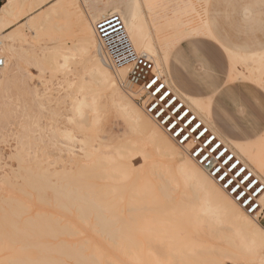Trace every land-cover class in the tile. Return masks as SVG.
Wrapping results in <instances>:
<instances>
[{
  "label": "bare ground",
  "instance_id": "1",
  "mask_svg": "<svg viewBox=\"0 0 264 264\" xmlns=\"http://www.w3.org/2000/svg\"><path fill=\"white\" fill-rule=\"evenodd\" d=\"M47 1L5 0L0 5V55L4 59L0 91L16 75L12 61L23 55L33 60L34 68L43 66L52 74L66 77L74 69V79L66 78L59 86L71 90L65 93L70 127H56L55 134L79 145L78 154L69 153L76 172L71 168L50 171L49 164L44 165L40 158L21 157L23 143L13 150L16 168L11 169V176L0 180V251L3 248L11 253L0 264H235L240 255L264 253V229L257 214L245 213L188 157L185 148L173 147L144 115L145 111L161 124L146 108L152 97L140 100L142 91L130 85L128 72L121 74L131 66L117 67L110 62L91 23L94 18L82 0H51L45 5ZM206 3L131 0L124 16L120 7L110 8L108 3L97 9L95 19L117 15L134 50L155 68L160 41L169 32L196 33ZM25 28L30 31V39L23 32ZM43 33H51L52 48L31 52L17 48L16 43L39 44L47 36ZM75 56L81 58L76 65ZM254 64L263 66V70L264 54ZM165 70L166 65L161 79L170 86ZM10 72L11 77H6ZM139 92L137 106L133 96ZM32 95L36 99L34 92ZM47 97L49 103L50 95ZM181 106L186 112L198 114L195 105L190 108L181 102L178 108ZM108 107L130 126V133L111 146L94 147L101 112ZM81 131L86 132L78 140L74 134ZM231 144L235 147L230 152L239 161H253L264 176V139ZM159 157L162 162L156 160ZM138 158L141 164L135 166ZM58 175L70 180L54 182L52 178ZM130 176L134 179L124 214L118 205L127 187L118 183ZM88 178L108 181V185L90 183ZM48 191L53 196L51 212L45 210ZM34 208L37 210L32 213ZM29 248L36 249V254L29 253Z\"/></svg>",
  "mask_w": 264,
  "mask_h": 264
},
{
  "label": "rangeland",
  "instance_id": "2",
  "mask_svg": "<svg viewBox=\"0 0 264 264\" xmlns=\"http://www.w3.org/2000/svg\"><path fill=\"white\" fill-rule=\"evenodd\" d=\"M49 1L51 0H48L45 5H47ZM130 1L131 0H82V3L84 4V6H91L86 7V10L89 11V13L91 12V15L95 19L97 16V9H100L102 4L108 3H118L124 16L125 9L129 5ZM1 4L2 3H0V5ZM44 9L45 8L43 7L41 11H43ZM245 12L247 13V16L245 15ZM37 14L38 12L34 15ZM208 17L209 19H211V25L213 24L212 26L214 28V36L221 40L223 43L229 41L230 43L238 44L240 46L252 45V47L258 49V43H261L264 40V0H222L217 7H211L209 9ZM23 32L24 34H26L27 38L30 39V31L25 28ZM43 35H47L48 37L43 36L41 39L42 42H40L39 44L30 41V43H26L24 45L16 43V46L18 49L24 48L28 52H31L32 50L38 51L40 47L47 49L52 48L54 42L51 33H43ZM180 44H182L186 48H198L206 63L209 64V66L212 67V69L215 71L216 76H220L227 69V58L223 54L222 49L215 43L214 40L192 37L188 40L180 42ZM33 46H35L36 48L34 49ZM80 59L81 58L78 56H75L73 58L75 65L79 62ZM154 59L156 60L155 57ZM32 63H34L33 60L30 59L27 55H23L22 58L19 59H14L12 61V65L14 66L15 71L17 69L16 72L14 71V74L16 73V75L13 74L15 76L14 79L11 80L12 82L9 81V83L6 85L7 87L5 86L7 89L4 87V89H6V92L3 93L4 95L1 94L4 89L1 90L2 92L0 91V180L5 175H10L11 169L16 168V162L15 160H13L12 155L13 150L19 149L21 143H23V145L25 144L23 151H20L21 157L27 160H32L34 157L40 158L43 161L44 165L49 164L50 171H53V169L61 171L64 168H71L73 173L76 172V163L71 161L69 153L78 154L79 145L77 143L70 144L64 139L58 137L57 134H55L57 128L63 129L70 127V124L66 122V118L69 117L70 112L67 99L65 98V93H69L71 92V90H67L65 87L61 88L59 86H63L64 80L66 78L71 79L73 77L74 69L73 71L70 70L71 72H68L69 75H66L65 77V75L61 73L52 74L47 68H44L43 66L42 67L44 69L41 66L37 67V65L34 64L36 66V68H34ZM39 67L41 68L38 69ZM169 71L171 73V79L173 80V83H175V86L176 84L177 86H180V84L183 83L181 74H186V70L184 69L183 65L173 62L172 66L169 67ZM5 76L11 77V72L9 74H6ZM72 79H74V77ZM75 79H77V76H75ZM259 85L260 84L249 79L248 83H241L236 86H239L242 89V93H240V99L243 101V108L247 107L248 105H252L257 109L259 108L262 99H264V96H262V89L259 87ZM166 86L168 90H171L169 89L168 85ZM128 87L132 89L133 92H138L134 90L130 85ZM198 90L204 91V89H188L186 92L191 93ZM29 91L31 92V95L32 92L37 95L36 99H33V95L29 96ZM47 95H50L49 103L46 99L48 98ZM140 96V92L136 94V96H133L135 103ZM173 97L175 98V100H173V103L175 101H178L177 103H175L177 107L181 102L184 103L185 106L189 105L184 100L180 99L179 94H174ZM38 102H41L42 105L39 106ZM184 109L185 108L183 107V110ZM143 113L151 121V123L154 124V126H156L167 137L173 147L179 150H184L185 148L184 151H186L187 155L189 152H193V149L197 148V146L200 145V141L204 139L203 137H201L200 140L194 141L192 138L193 135H198L200 132H203L205 128H207L205 137H216V140L219 143H222L221 139L210 129V127H208V123H202L198 114L193 115L191 112L188 116L189 120H193L192 118L194 117V124L192 125V127H195L196 124H201V127L197 130V132L195 134H192L187 123L173 124L174 120L169 113H167V115L171 116L172 119L170 118L165 123L162 122L163 118H159L161 124L155 123L148 116V114L145 113V111ZM219 114L220 116H225V113L220 106H218V110L213 113V118L211 120V122L213 121L214 124L213 128L216 131V123L214 121ZM236 115L238 116V114ZM256 123H258V121H256ZM173 125H176L175 131L173 130ZM233 125L236 126V122L233 123ZM99 130L100 131L97 133V137L93 142L94 147H97L98 144L111 146L114 142L119 141V139L121 140L124 136H127L128 133H130V126H128V124L121 118V116L116 112L115 109L108 107L101 112V124ZM182 131L183 133L178 136L177 133H181ZM85 132L86 131L75 132L74 135L78 140H81ZM184 133H188L187 136L189 137V140L187 142H184V139L181 140V137L182 135H184ZM39 140H41V142ZM222 144L229 151L233 150L235 147L231 143ZM104 151L108 152L110 150L106 149ZM190 159L200 169L207 172V174L213 180H215V182L219 186L221 185L214 175H210V173L204 169V166H202L200 162H197L194 155H192ZM156 160L161 162L163 161V159L160 157ZM240 162L245 167H247L250 172L256 177L258 176L259 178H261L263 176L257 169V166L253 161H247L244 159ZM138 163L141 164L140 158L134 161V165L138 166ZM133 179L134 176H130L127 181L118 183V185H125L127 187L125 190L123 201H121L118 205V210L120 209V211H122L124 214H127L126 205L127 200L129 199L130 186L133 182ZM52 180L54 182L58 180V182H65L66 180L70 179H65L64 177H61V175H58L53 177ZM87 181L90 183H95L99 186L106 184L108 185V181L103 182L89 178L87 179ZM225 193L229 197H233L229 192ZM46 195L49 199V202L48 208H46L45 210L47 212H51V210L54 209V205L52 203L53 196L51 195L50 191H48ZM261 195L264 194H260V196ZM235 203L245 213H248L239 205V203ZM36 210L37 208H34L32 210V213L36 212ZM256 214L257 220L259 222L258 213ZM89 222H92V220H89ZM259 225L261 226L260 222ZM88 234L89 236L92 235L90 232H88ZM46 241L50 243L57 242L53 241V239H46ZM28 251L33 255L37 252L34 248H29ZM9 253H11L10 250L2 248V250L0 251V261L8 256ZM242 256L243 255H240V258H238L239 260L235 261V264H264V253L261 251L252 255ZM241 257L243 259H241Z\"/></svg>",
  "mask_w": 264,
  "mask_h": 264
},
{
  "label": "snow or ice",
  "instance_id": "3",
  "mask_svg": "<svg viewBox=\"0 0 264 264\" xmlns=\"http://www.w3.org/2000/svg\"><path fill=\"white\" fill-rule=\"evenodd\" d=\"M4 0H0V3H3ZM118 3H110L108 7L115 8L119 7ZM7 7V5H6ZM86 7H91L87 5ZM101 20L107 21V17L101 16L98 19H94L91 23L95 24L99 31L104 32L105 38L107 37V32L103 28ZM207 34L209 38L213 39L215 43L224 50V52L229 57V67L222 73L220 76H216L211 68L206 63L204 57L201 55L200 50L195 47H184L179 42H174L167 45H162L160 49L156 51V67L153 68L154 75L149 76L144 87L148 89V94H156V102L153 103L152 107H157L159 105L158 113L164 111L168 105L171 107L167 108L169 114L172 115V118L176 120L179 124L187 123L188 127L191 130L192 134H195L197 130L201 127V124H196L195 127H192L194 120H189V112H185L183 107H177L173 103V95L179 94L180 99L184 100L189 104L191 108L192 105H195V110L202 123H210L211 120L205 121V117L211 118L213 113L218 110V106L222 107L221 97L230 90L236 88L238 84L248 83L247 77H233V71L239 70L238 60L241 59L238 52L234 49H230L224 45V43L216 38L211 32L208 33H193V35ZM194 43V42H193ZM173 62L183 65L186 70V74L182 73L183 83L180 84V87L175 89V92L171 90H165L163 83H160L162 77V70L165 65L169 67L172 66ZM131 69H122L121 74L129 72ZM259 87L262 89V96H264V81H261ZM171 89V85L169 86ZM188 89H206V91H195L189 93V95L194 96L190 102L187 97L183 95V91ZM154 90V93H153ZM244 117L246 119L258 121L260 127L264 129V99H262L259 108L252 105H248L245 108L241 109ZM171 123V122H170ZM176 125H173V130L175 131ZM205 128L204 132H200L199 136L193 135V140H200L201 137L204 139L200 141V147L193 149V152H189V158L192 157L193 153L197 156V162H199V157L204 155V152H210L211 155L217 159V161L223 162V168L217 167L216 174L219 175L221 181H226L220 185V188L227 192L229 186H231V192L235 195L232 197V200L237 203H244L249 205V209L252 211H259L260 214L264 215V195L260 196L259 202L254 201V197L258 194H264V176L260 178L259 181L251 179V172L246 173L244 167H239V159L235 163H232L233 156H227V149L221 152V144L216 143V137L211 139L205 137ZM247 129L243 125L236 122V126L233 128H225L221 133L222 143H230L227 137L238 138L245 134ZM182 133H177L181 135ZM184 142L189 140L188 136H184ZM264 139V137H262ZM191 147V146H190ZM217 153L219 154L217 156ZM204 159H208L207 156ZM222 172V174H220ZM211 175V173H210ZM215 179V177H214ZM258 185V186H256ZM256 186V187H254ZM242 198V199H241ZM252 201V203H250ZM247 212L248 209H245Z\"/></svg>",
  "mask_w": 264,
  "mask_h": 264
},
{
  "label": "crops",
  "instance_id": "4",
  "mask_svg": "<svg viewBox=\"0 0 264 264\" xmlns=\"http://www.w3.org/2000/svg\"><path fill=\"white\" fill-rule=\"evenodd\" d=\"M222 0H207V3L201 12L200 16L202 18V21L196 23V28L197 32L199 33H208L211 32L212 35H214V28L213 24L211 25V19L208 17V11L211 7H217ZM5 2V0H4ZM247 10V9H246ZM245 10V11H246ZM245 15L247 16V13L245 12ZM204 38L208 40H213L209 38V35L207 34H201V35H193L191 33H181V32H169L167 36H165L161 41H160V48L162 45H167L171 44L174 42H182L184 40H188L190 38ZM224 45L230 49H234L238 52L239 56L241 57L240 60L237 61L239 64V70H234L233 71V77H241V76H246L247 80H252L253 82H256L258 84L261 83V81H264V69L262 70L263 66L258 67L256 64H254L255 61H257V58L264 54V40L261 43H258V49L252 47V45H243L240 46L238 44L230 43L227 41L224 43ZM222 49V48H221ZM223 54L227 58V66L229 67V57L228 55L224 52L222 49ZM246 61V62H245ZM209 66V64H208ZM210 67V66H209ZM227 67V68H228ZM212 72L216 75L215 71L210 67ZM260 69L261 75H258L257 70ZM166 78L171 85V87L174 89L180 87L179 85L175 86V83H173V80L171 79V73L169 71V66L166 65V70H165ZM183 91V89H182ZM206 91V89H204ZM240 93H242V89L238 86L233 90H230L229 92H226L222 97V110L225 113V116H220L217 115L215 118V123H216V130H214V124L213 121L210 122V127L212 130L221 138V133L224 131L225 128H233L235 127L233 123L239 121L241 125L244 126V128L247 129V132L243 134L242 136L238 138H232V137H227V139L230 141V143H237V144H250L252 142L257 141L258 139L262 138L264 136V129H262L259 125V123H256L254 120L246 119L243 115L242 112H240L243 108V101L240 99ZM183 95L187 98H192L194 99L195 97L192 95H189L188 92L183 91ZM238 114V116L236 115ZM213 116L209 118L212 120ZM259 222L261 223V226L264 229V215H261L259 218Z\"/></svg>",
  "mask_w": 264,
  "mask_h": 264
},
{
  "label": "built area",
  "instance_id": "5",
  "mask_svg": "<svg viewBox=\"0 0 264 264\" xmlns=\"http://www.w3.org/2000/svg\"><path fill=\"white\" fill-rule=\"evenodd\" d=\"M101 23L103 24L104 30L107 32V37L105 38L104 32L99 31V29H97L96 25H95V31L97 33L98 39H99L100 43L102 44V47H103L104 51L106 52L110 62L117 67L118 66L119 67L120 66H131V68H130L131 70L128 72V75H127L128 82L130 83V85L133 88L140 89L142 91L143 94H142L140 100H142L146 96L152 97V100L147 104L146 108L155 116V118H158V119L163 118L162 122L166 123L172 116V115L171 116L167 115V113H168L167 108L170 107L171 105H168L164 111H160L159 114H157L158 109H159V105H157V107H155V108L152 107L153 103L156 102V94L154 93V90H153L154 94L149 95L148 94L149 90L144 87L145 83L148 80V77L154 75V73L152 71L154 68L153 63L148 58H146L143 55L138 54L134 50L131 42L127 38L125 29H124V25L117 15L108 16L107 21L101 20ZM3 67H4V59L0 55V72L3 69ZM160 83H163L162 79L160 80ZM164 86H165V90H168L167 86L165 84H164ZM173 100H175L174 97H173ZM177 102L175 101L174 104ZM177 123L178 122L176 120H174L173 124H177ZM181 133H183V131ZM187 135H188V133H184V135H182V137H181V140H183L184 136H187ZM198 135H196V136H198ZM211 138H212V136L209 139H211ZM216 143L221 144V148H220L221 152H223V151H225V149H227L222 143H219L217 140H216ZM199 147H200V145L197 146V148H199ZM193 155L197 160L196 154L193 153ZM218 155L219 154L217 153V156ZM205 156H207L208 159H204ZM227 156H233L232 163L236 162L237 157H235L228 149H227V155L224 158L226 159ZM199 162L201 163L202 166H204L205 169H207L212 175H214L217 178V180L220 182V184L226 183V181H221L219 179V175L216 174V168L217 167L223 168L222 160L218 162L217 159L214 158L210 152H204V155L199 157ZM239 167H244L246 169L245 174H247V172H250V170L247 167H245L240 161H239ZM220 174H222V172ZM251 179H255L257 181L260 180L259 177H256L253 174L251 175ZM256 186H258V185H256ZM256 186H254V187H256ZM227 192H229L230 195H232V196L235 195L234 193L231 192V186H229ZM259 196H260V194H258L256 197H254V201L257 203L259 202ZM250 203H252V201H250ZM239 205L244 210L248 209L247 212L250 215L258 213V219L262 215V214H260L259 211H252L251 209H249L248 204L239 203Z\"/></svg>",
  "mask_w": 264,
  "mask_h": 264
}]
</instances>
